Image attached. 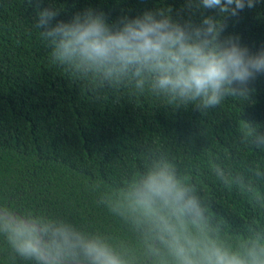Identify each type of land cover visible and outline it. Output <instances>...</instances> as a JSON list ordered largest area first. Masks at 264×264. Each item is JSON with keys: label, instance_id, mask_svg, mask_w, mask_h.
I'll list each match as a JSON object with an SVG mask.
<instances>
[{"label": "trees", "instance_id": "obj_1", "mask_svg": "<svg viewBox=\"0 0 264 264\" xmlns=\"http://www.w3.org/2000/svg\"><path fill=\"white\" fill-rule=\"evenodd\" d=\"M69 12L86 2L116 15L173 0H57ZM178 3V0H176ZM235 30L249 47L264 45V9L246 11ZM251 98L229 97L198 114L150 94L104 88L54 64L33 23L31 0H0V209L64 219L103 231L136 264H151L138 235L99 201L162 150L204 198L213 222L230 237L264 228V156L237 141L241 118L264 125V77ZM203 135H194L196 124ZM213 161L225 176L215 175ZM261 174L257 175V169ZM0 264H23L0 237Z\"/></svg>", "mask_w": 264, "mask_h": 264}, {"label": "clouds", "instance_id": "obj_2", "mask_svg": "<svg viewBox=\"0 0 264 264\" xmlns=\"http://www.w3.org/2000/svg\"><path fill=\"white\" fill-rule=\"evenodd\" d=\"M31 4L54 64L96 87L150 94L175 112L200 115L229 97L251 98L264 77V45L249 47L235 30L243 13L264 9V0H173L135 11L123 6L116 15L101 3L71 12L57 0ZM235 132L239 144L264 156V125L240 115ZM203 134L197 123L194 135ZM212 168L224 178L222 163ZM99 201L138 235L151 264H264V228L240 237L222 232L162 150L149 151L143 167ZM0 237L23 264H136L103 231L8 206L0 209Z\"/></svg>", "mask_w": 264, "mask_h": 264}]
</instances>
